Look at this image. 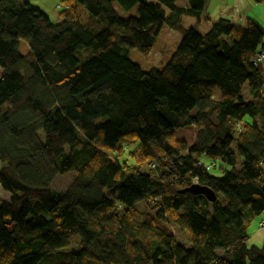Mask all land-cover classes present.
Listing matches in <instances>:
<instances>
[{
    "label": "trees",
    "instance_id": "16d2710c",
    "mask_svg": "<svg viewBox=\"0 0 264 264\" xmlns=\"http://www.w3.org/2000/svg\"><path fill=\"white\" fill-rule=\"evenodd\" d=\"M176 2L61 0L55 23L30 1L0 0V264H41L72 236L78 251L62 264H264V237L247 244L264 214V66L253 61L264 27L225 18L201 34L204 0ZM164 25L181 40L162 68L128 60L151 56ZM187 127L192 146L174 135ZM122 139L138 142L134 165L115 159ZM203 159L228 169L192 167ZM69 174L68 188H50ZM194 178L215 202L180 193Z\"/></svg>",
    "mask_w": 264,
    "mask_h": 264
},
{
    "label": "rangeland",
    "instance_id": "374dc122",
    "mask_svg": "<svg viewBox=\"0 0 264 264\" xmlns=\"http://www.w3.org/2000/svg\"><path fill=\"white\" fill-rule=\"evenodd\" d=\"M156 0H149V2H155ZM183 0H177L176 4L181 6ZM45 5H46V11L49 15V18L51 21L57 23L59 22V11L55 8L57 4H61V0H44ZM111 8L115 11V13L118 14L120 18L126 19L128 16H133L135 14L136 7L125 11L122 9L118 3H112ZM81 11L83 9L79 8ZM189 19V20H188ZM196 21L195 17H190L187 16L182 19V22H180L181 26H184V28H187L188 24L190 23L189 21ZM180 34L177 31H174L167 25H164L161 33L157 37L158 39L156 40L154 44V51L151 54V56L145 57L142 54H139L137 50L132 49L127 58L128 60L134 62L137 64L139 67H141L142 70H149L151 67L155 68H162V66L169 60V57L172 55V53L175 51L176 45L179 43L181 38L179 37ZM19 53L21 55H28L29 53V47L28 45L20 40L19 41ZM89 49L82 50L80 52H77V57L82 60L83 58H86L90 54ZM264 63V62H263ZM243 96L244 97H249L248 94V88L247 85L245 84L243 87ZM175 138H177L180 141H183L186 145L192 146L194 143V140L196 138V134L193 131L191 127H187L186 129H180L176 130L174 132ZM120 147L124 148L123 153L119 154L115 159L120 164L127 163L128 165H134V161L130 159L128 156L129 152H133V150L136 149L138 142L136 140L133 141H127L126 139H122L120 141ZM111 157H115L117 152H112L110 153ZM204 162H208V160L203 159ZM211 161V160H210ZM212 162V161H211ZM241 162V158L237 156V165L239 166V163ZM209 163V162H208ZM214 168L210 170V174L213 176H220L221 174V169H228L227 166L223 165L220 163V161L214 160ZM146 171V170H145ZM72 180V175H60L57 177L53 182L50 188L56 192L63 191L66 188L69 187L70 182ZM222 200V198L219 196ZM10 199V194L7 191H3L0 188V200L1 201H8ZM138 210L139 211H146L147 207L144 204H137ZM259 221H264V214L257 216L250 224L248 229L249 238L251 237V233L256 230L257 224ZM159 225L164 226L162 223L158 222ZM173 231L172 233L175 236V239L178 243H184L186 239L185 233L178 232L175 226H172ZM253 240V238L251 237ZM261 240V239H260ZM79 238L77 236H72L70 245L66 248H63L61 251H57L54 253H51V255H48L47 257L43 258L41 260V264H62V263H67L70 260V257L73 253L78 251L77 245H78ZM262 243V240L261 242ZM257 243V244H260Z\"/></svg>",
    "mask_w": 264,
    "mask_h": 264
},
{
    "label": "crops",
    "instance_id": "0c3cea01",
    "mask_svg": "<svg viewBox=\"0 0 264 264\" xmlns=\"http://www.w3.org/2000/svg\"><path fill=\"white\" fill-rule=\"evenodd\" d=\"M26 1L28 2L30 1L31 3H33L39 10L43 11L49 17L48 13L44 11L46 10V5L44 0H26ZM204 3L205 4H204V10L202 16L198 19V23H197V27H198L197 29L201 34H204V32H206L210 28L209 22H213L214 20L225 19V18L229 20L232 24H238L244 27L246 25L245 21L247 17H250L255 19L257 23H260L264 27V5H260V4L256 5L250 0H204ZM84 17L85 14L82 16V18ZM185 17L187 16L182 15V17L180 18V22H182V19ZM59 22H61V18ZM189 22L190 23L188 24L187 28L193 27V25L196 24V21L194 20ZM245 98L249 100V97H245ZM191 128L196 134V129L194 127ZM251 237L253 238V240L251 239ZM251 237L249 238L248 236L247 244L257 245V243L261 242L264 235L256 229L251 233ZM182 244L186 248L190 247L189 243H187L186 240Z\"/></svg>",
    "mask_w": 264,
    "mask_h": 264
},
{
    "label": "built area",
    "instance_id": "2783aa9c",
    "mask_svg": "<svg viewBox=\"0 0 264 264\" xmlns=\"http://www.w3.org/2000/svg\"><path fill=\"white\" fill-rule=\"evenodd\" d=\"M55 8L57 10L61 9V5L58 4L55 6ZM254 66H262L263 64V61H264V53L263 52H259L258 54H256V56L254 57ZM192 167L194 169H198L199 167H202L205 171H210L213 167H214V163L210 162H203L201 160L195 162ZM262 170L264 172V164L262 165ZM197 182V179L194 178L192 180V183H196ZM258 231H260L262 234H264V221H259L258 224H257V228H256Z\"/></svg>",
    "mask_w": 264,
    "mask_h": 264
},
{
    "label": "water",
    "instance_id": "95a60500",
    "mask_svg": "<svg viewBox=\"0 0 264 264\" xmlns=\"http://www.w3.org/2000/svg\"><path fill=\"white\" fill-rule=\"evenodd\" d=\"M262 192L264 195V186L262 187ZM180 193H191L199 196L202 195L209 203L215 202L217 199L216 194L212 190L202 185L199 186L197 183H191L189 187L181 190Z\"/></svg>",
    "mask_w": 264,
    "mask_h": 264
}]
</instances>
